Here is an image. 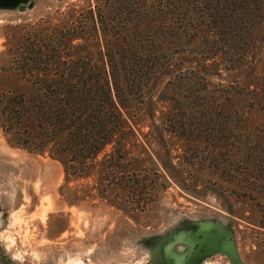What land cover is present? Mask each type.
I'll list each match as a JSON object with an SVG mask.
<instances>
[{
  "label": "rangeland",
  "instance_id": "374dc122",
  "mask_svg": "<svg viewBox=\"0 0 264 264\" xmlns=\"http://www.w3.org/2000/svg\"><path fill=\"white\" fill-rule=\"evenodd\" d=\"M117 1L0 0V90L28 87L13 64L33 35L65 29L53 34L61 53L94 61L118 47ZM255 20L247 41H229L199 22L174 37L162 18L163 65L122 140L125 172L149 178L142 204L99 188L110 145L77 176L0 128V264H264V185L252 178L264 156V12Z\"/></svg>",
  "mask_w": 264,
  "mask_h": 264
},
{
  "label": "trees",
  "instance_id": "16d2710c",
  "mask_svg": "<svg viewBox=\"0 0 264 264\" xmlns=\"http://www.w3.org/2000/svg\"><path fill=\"white\" fill-rule=\"evenodd\" d=\"M108 10L120 27L121 44L106 48L95 61L61 53L53 34L65 29L24 42L13 67L28 87L0 90V128L36 152L48 146L65 172L77 176L86 175L110 145L100 159L99 188L120 201L142 204L149 178L125 172L122 140L131 130L136 99L143 98L147 81L163 65L164 52L154 36L160 30L170 33L162 18L168 15L174 37L188 34L183 27L199 22L216 40L247 41L255 17L264 12V0H120ZM97 19L103 26L109 22L100 13ZM91 23L95 28L96 19ZM258 166L252 178L264 185V156Z\"/></svg>",
  "mask_w": 264,
  "mask_h": 264
},
{
  "label": "water",
  "instance_id": "95a60500",
  "mask_svg": "<svg viewBox=\"0 0 264 264\" xmlns=\"http://www.w3.org/2000/svg\"><path fill=\"white\" fill-rule=\"evenodd\" d=\"M20 8H22V5H19Z\"/></svg>",
  "mask_w": 264,
  "mask_h": 264
}]
</instances>
